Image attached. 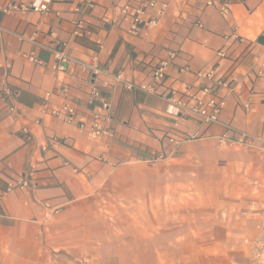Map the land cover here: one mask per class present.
Returning <instances> with one entry per match:
<instances>
[{
  "label": "crops",
  "instance_id": "crops-1",
  "mask_svg": "<svg viewBox=\"0 0 264 264\" xmlns=\"http://www.w3.org/2000/svg\"><path fill=\"white\" fill-rule=\"evenodd\" d=\"M31 1L0 0V7ZM88 1L94 3L92 10L86 7ZM120 1L51 0L43 14L5 15L0 11V26L5 30L0 35V259L6 264H82V260L96 264V248L91 259H82V251L72 247L74 243L58 224L61 216L110 181V173L119 169L111 165L120 167L158 155L171 157L188 142L173 147L169 138L181 139L195 132L202 135L196 142L217 145L224 132L222 127L204 125L195 117L172 119L164 114L165 105L159 98L112 84L101 90L100 96L109 104L114 137L92 140L76 125L65 123L63 115L41 114L48 92L52 93L51 108L69 103L87 119L93 110L86 103L92 77L71 65L65 73L54 72V60L47 49L62 50L65 45L64 51L74 58L97 57L101 68L122 73L135 84L149 83L152 68L174 53L157 93L168 98L174 90L189 105L192 97L207 99L200 92L203 82L195 73L213 67L215 76L227 79L234 88L232 92L215 89L225 100L220 120L264 139V0H225L231 10L227 20L215 8L204 7L203 0H157L168 2V9L156 28L139 37L129 36L124 25L108 21L118 18L114 7ZM137 1L130 0L132 4ZM75 7L95 26L94 36L71 37L72 22L79 16L73 12ZM234 29L241 38L226 40ZM96 40L102 43L101 49ZM31 53L42 65L23 57ZM185 67L189 72L180 73ZM62 87L66 94L58 93ZM239 150L256 157L246 165L251 170L245 178L249 186L246 195L262 200L264 153ZM31 167L32 186L7 192L8 185L15 184ZM254 181L260 186L253 185ZM45 205L59 213L50 214ZM245 208L233 222L207 228L204 234L198 232L196 239L166 245L151 241L155 242L153 252L149 255L142 248L140 254L131 255V261L143 262L150 256L154 264H248L243 239L256 236L258 215L250 213L249 206ZM233 253L244 262L235 260Z\"/></svg>",
  "mask_w": 264,
  "mask_h": 264
},
{
  "label": "rangeland",
  "instance_id": "rangeland-1",
  "mask_svg": "<svg viewBox=\"0 0 264 264\" xmlns=\"http://www.w3.org/2000/svg\"><path fill=\"white\" fill-rule=\"evenodd\" d=\"M254 160L238 148L191 141L158 161L111 165L119 169L110 173V181L74 205L58 224L72 247L82 251V259H91L96 248V264H154L150 256L133 263L131 255L142 248L150 255L155 247L151 241L166 245L196 239V233L233 222L250 206L254 200L246 195L245 178L251 173L246 165ZM233 256L244 262L238 253Z\"/></svg>",
  "mask_w": 264,
  "mask_h": 264
},
{
  "label": "built area",
  "instance_id": "built-area-1",
  "mask_svg": "<svg viewBox=\"0 0 264 264\" xmlns=\"http://www.w3.org/2000/svg\"><path fill=\"white\" fill-rule=\"evenodd\" d=\"M51 0H32L28 5H18L9 3L0 7V11L9 15L12 13H25L32 11L34 13L48 12V4ZM198 1V0H190ZM204 7L215 8L219 16L227 20L231 16V10L225 0H221L218 4L215 0H203ZM169 6L168 2H158L157 0H139L132 4L130 0H122L117 3L114 9L117 12V19L108 20L112 25L121 24L125 26V32L131 37H139L143 32L152 30L157 27L159 18L165 14ZM87 9L92 10L94 3L88 1ZM155 11L156 15L151 14ZM73 12L79 16L72 22L71 37L74 39L90 38L95 35V26L86 18L85 14L79 7H75ZM199 28H203L202 24L197 23ZM5 30L0 26V35ZM226 40H239L236 29ZM96 45L99 49L102 48V43L96 40ZM43 47V46H42ZM62 50L47 49L51 53L54 65L52 70L56 73H65L68 66H75L83 73H88L92 79L89 81V87L86 97V103L93 106V110L89 119L80 115L77 110L69 103H64L61 107H50V99L52 93L48 92L44 95L43 103L41 105L42 115H51L59 117L63 115L65 123L68 125H76L79 131L85 133L90 139L99 141L103 138L113 139L114 134L110 129L111 116L109 114V104L101 98L100 92L103 89H109L112 84L120 86L125 90H137L148 95L159 98L165 105L164 114L172 119H177L181 116H191L197 118L204 125H217L223 128L224 132L217 138V145L225 148H238L247 151H256L264 153V139L250 135L243 131H238L229 124L223 123L219 116L225 107L224 98L218 96L216 88L224 89L229 92L233 91V86L227 79L216 77L213 67L203 68L195 73L197 80L203 82L200 92L206 100L202 98L192 97L193 104L189 105L182 101L176 91L170 93V97L163 98L157 93L158 87L161 85L166 76V70L171 61L175 58L174 53L168 54V59L160 61L152 68L149 76L150 82L147 84H135L124 78L122 73H111L108 70L99 66L97 57H91L88 60L82 61L74 58ZM223 56V54H220ZM23 57L30 63L42 65L33 53L23 55ZM180 73L189 72V67L180 69ZM58 93L66 94V87L58 89ZM14 112V109H10ZM35 124H39L38 121ZM177 124L173 125L175 129ZM24 132H27L24 129ZM31 133H29L30 135ZM202 138L198 132L185 134L181 139L169 138L170 144L173 147L179 146L183 142L196 141ZM164 158V155H158L152 158V161H158ZM34 174V167L31 170L19 177L15 184H9L7 192L13 189L24 190L32 186L31 179ZM253 185L260 186L257 181ZM49 209L50 214H58L59 209H51L49 205H45ZM249 212L257 214L258 223L255 227L257 234L253 238H244L243 244L248 247L247 257L250 264H264V199L254 200L249 206ZM1 254V252H0ZM0 264H6L0 259Z\"/></svg>",
  "mask_w": 264,
  "mask_h": 264
}]
</instances>
